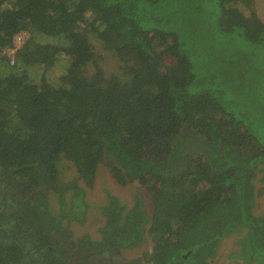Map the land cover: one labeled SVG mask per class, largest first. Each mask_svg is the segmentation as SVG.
Here are the masks:
<instances>
[{
    "label": "trees",
    "instance_id": "16d2710c",
    "mask_svg": "<svg viewBox=\"0 0 264 264\" xmlns=\"http://www.w3.org/2000/svg\"><path fill=\"white\" fill-rule=\"evenodd\" d=\"M20 31L26 42L11 59L1 55ZM89 34L125 79L88 73ZM0 67V224L23 233L25 220L46 222L52 197L50 232L64 234L39 242L31 261L25 235L0 239V264H99L145 242L143 217L114 196L98 241L66 233L59 219L80 221L82 192L73 180L65 186L73 199L62 198L61 158L86 187L101 164L117 184L145 187L150 249L121 264H214L238 229L247 235L222 264H261L252 258L264 259V216L253 213L255 181L264 180V21L255 0H0Z\"/></svg>",
    "mask_w": 264,
    "mask_h": 264
},
{
    "label": "rangeland",
    "instance_id": "374dc122",
    "mask_svg": "<svg viewBox=\"0 0 264 264\" xmlns=\"http://www.w3.org/2000/svg\"><path fill=\"white\" fill-rule=\"evenodd\" d=\"M255 2L256 12L259 15L260 19L264 21V0H255ZM88 40L93 46V52L95 53V62L89 63V65H87L86 67L88 73H93L95 67H99L106 77L114 75L120 80L125 79L121 63L114 55V53L104 50L99 39L95 36L89 34ZM217 51L219 54L218 58L220 57L222 61L226 60L227 63L230 57L229 53H227L226 50L222 49H218ZM1 55L6 56L10 59L12 57V53L9 50L2 52ZM68 62L69 60L64 57L61 60L59 59L56 63L59 68H63L68 64ZM95 63L96 65H94ZM9 65L12 66V63L9 62ZM240 67L242 66H238L237 68ZM251 69L253 70L252 66ZM3 70L6 71V69ZM226 70L235 69L231 66H227ZM57 71H55L54 73H57ZM245 73L246 71L244 70V74ZM240 74L242 73L240 72L239 75ZM247 76L248 75H244L242 78H245ZM58 171L60 183L63 186H66V184L70 183L73 180H77V187L79 188V191L84 193L85 201L89 205L87 213L85 214V219L82 221V223L73 221L70 224V231L73 239H78L81 237H87L92 241H98L100 239V230L105 223L102 210L105 206H107V196L110 195L116 197L121 202V204L126 207L127 211L135 210L143 217L142 232L144 234L145 242L142 244V246L133 249L115 250L114 254L101 255L99 264H109L110 261L121 264L125 261H129L133 258L141 256L143 252L149 251L150 244L146 233L150 226V216L152 208L149 195L143 185H140L136 182L130 183L125 186L117 184L109 174L106 167L102 164L98 166L94 178V184L91 188L86 187L82 181L78 180L73 165L62 158L58 161ZM1 190H3V186L0 184V191ZM255 191L256 198L253 213L257 216H264V180H260L259 178L256 179ZM71 193L74 194L75 192L72 191ZM64 201L69 202L68 196H65ZM5 202H7V200L4 198V196L0 195V204ZM56 203L57 201L53 200V206L58 207ZM246 235L247 232L238 229L237 231L233 232L232 235L223 238L218 245L215 257L213 258L214 264H222V262H226V257L228 255L238 252L239 242H241V240H243ZM262 255H264V253ZM257 257L260 261L257 260ZM252 258H254L256 262H260L261 264L262 262H264V259H260L259 256H254ZM243 259L245 262L242 264H253L252 260L249 257H245ZM231 264L241 263L235 260Z\"/></svg>",
    "mask_w": 264,
    "mask_h": 264
},
{
    "label": "flooded vegetation",
    "instance_id": "af4514ba",
    "mask_svg": "<svg viewBox=\"0 0 264 264\" xmlns=\"http://www.w3.org/2000/svg\"><path fill=\"white\" fill-rule=\"evenodd\" d=\"M59 185L63 186L61 183H59ZM63 188H64V194L62 198L64 199L65 196H68V199L69 198L73 199V194L71 193L72 191L69 190L68 187L66 188L65 186H63ZM0 195L3 196V190L0 191ZM83 196H84V193L82 192V196L80 200H78L79 207H76L75 213H74L76 216L80 218L79 223H82V221L85 219V214L87 213V210L89 208V205L85 201V196H84V199H83ZM110 196H113V195H110ZM53 200L57 201V199H53L51 197L50 198L51 203L53 202ZM81 200H83L84 202ZM108 201H109V196H107V202ZM12 207L13 209H17V210L20 209L19 206L13 205ZM42 209L45 212V214H47L46 222H39L36 220L32 222H27V220H25L24 223H31L32 225L27 230H25L23 233L21 232V230L13 228L14 223L12 221H7L3 224H0V239L5 244H9L10 241H12L13 238L15 237H22L25 235L24 236V238H26L25 243H22V242H19V243L25 246V248L22 246V249H24V254L26 255L25 259H27L28 261H31V259L34 257V252L37 251L39 242H45L49 239L54 241L55 239L60 238L59 236L64 235V234H59L56 231L55 233L50 232L51 228H54V221H55V215H56L55 213L59 211V207L52 206L51 212H50L51 214L47 213L46 207ZM0 210H1V205H0ZM59 221H60L61 228L62 229L64 228V231H66V233H68L69 235H72L70 231V224L73 221L69 222L66 219H62L61 217ZM45 227H47V229ZM33 247H36V249L34 250Z\"/></svg>",
    "mask_w": 264,
    "mask_h": 264
},
{
    "label": "built area",
    "instance_id": "2783aa9c",
    "mask_svg": "<svg viewBox=\"0 0 264 264\" xmlns=\"http://www.w3.org/2000/svg\"><path fill=\"white\" fill-rule=\"evenodd\" d=\"M29 38V34L27 31H20L17 33L12 40L13 50H10L11 53H14L16 49L20 48L26 40ZM13 61L11 60V63Z\"/></svg>",
    "mask_w": 264,
    "mask_h": 264
}]
</instances>
